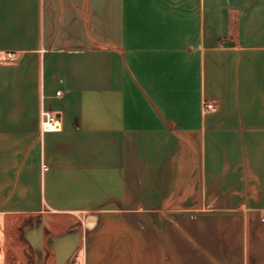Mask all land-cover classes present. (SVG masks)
<instances>
[{
  "label": "crops",
  "instance_id": "0c3cea01",
  "mask_svg": "<svg viewBox=\"0 0 264 264\" xmlns=\"http://www.w3.org/2000/svg\"><path fill=\"white\" fill-rule=\"evenodd\" d=\"M73 228L62 264H264V0H0V264Z\"/></svg>",
  "mask_w": 264,
  "mask_h": 264
},
{
  "label": "water",
  "instance_id": "95a60500",
  "mask_svg": "<svg viewBox=\"0 0 264 264\" xmlns=\"http://www.w3.org/2000/svg\"><path fill=\"white\" fill-rule=\"evenodd\" d=\"M78 230L76 228L70 229L64 234L50 238V242L54 247L56 260L58 264H62L66 260H71L77 249V241H78Z\"/></svg>",
  "mask_w": 264,
  "mask_h": 264
},
{
  "label": "built area",
  "instance_id": "2783aa9c",
  "mask_svg": "<svg viewBox=\"0 0 264 264\" xmlns=\"http://www.w3.org/2000/svg\"><path fill=\"white\" fill-rule=\"evenodd\" d=\"M6 58L7 60H14V52H8ZM56 94H59V91ZM204 108L206 110H214L215 105L212 102H205ZM40 126L42 131H57L61 128L57 115L47 109H42L40 112Z\"/></svg>",
  "mask_w": 264,
  "mask_h": 264
},
{
  "label": "rangeland",
  "instance_id": "374dc122",
  "mask_svg": "<svg viewBox=\"0 0 264 264\" xmlns=\"http://www.w3.org/2000/svg\"><path fill=\"white\" fill-rule=\"evenodd\" d=\"M68 217H65L63 219H66ZM4 218H2V228H4V231H5V237L6 239H8L9 241H11L12 243H14L13 241H16L17 239L20 240V236L18 233H16V231L14 229H10V231L8 230V228L6 227L4 221H3ZM5 220V219H4ZM4 223V224H3ZM9 259V258H8ZM6 264H7V258H6Z\"/></svg>",
  "mask_w": 264,
  "mask_h": 264
},
{
  "label": "trees",
  "instance_id": "16d2710c",
  "mask_svg": "<svg viewBox=\"0 0 264 264\" xmlns=\"http://www.w3.org/2000/svg\"><path fill=\"white\" fill-rule=\"evenodd\" d=\"M231 28H232V30L235 28V24L233 21L231 22Z\"/></svg>",
  "mask_w": 264,
  "mask_h": 264
}]
</instances>
